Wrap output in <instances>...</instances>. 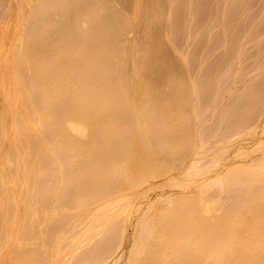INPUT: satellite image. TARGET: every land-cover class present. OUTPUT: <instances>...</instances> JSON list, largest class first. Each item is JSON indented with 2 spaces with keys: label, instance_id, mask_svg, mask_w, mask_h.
<instances>
[{
  "label": "bare ground",
  "instance_id": "bare-ground-1",
  "mask_svg": "<svg viewBox=\"0 0 264 264\" xmlns=\"http://www.w3.org/2000/svg\"><path fill=\"white\" fill-rule=\"evenodd\" d=\"M0 1L2 2L4 0H0ZM32 1L30 0L28 2L32 4V8L36 9L37 7H40L41 9L39 10V13H36L35 11H34L35 14L32 13L33 11L27 13L28 17L32 14L29 20H31L33 17V22L36 21L35 23L37 24V20H35L34 17L35 15L41 14V17L43 18L40 19L39 17V19L41 20L40 28H42V26L43 28L40 31L41 34L47 33V35L45 36L43 34L45 39H47L46 37H48V35L50 36V34L48 33L49 31H51L52 29H56L55 25L58 24L59 27L61 23L59 17L61 18L63 17L61 19L63 21L62 28L61 27L59 29L57 28L58 29L57 35L59 36V40L61 39V41H58V44L61 42L60 43L61 49H60V45L58 46L59 49L61 50L60 52L63 54V59L67 57L68 59L72 60L73 63L72 61L69 62L67 58H66L67 61L65 59L66 66L65 65L62 66L66 68L70 63L69 67H67L69 68L68 71L67 70L64 71V69L59 70L57 65L58 60L56 61V59H54L53 62L54 63L53 66H55L56 64V68H52L50 65L49 67L46 68V67H42L41 65L42 68L32 70L27 66L28 67L27 70H23L22 69L23 66L21 67L22 65L21 62L23 64L25 62L26 64V59L24 61L25 56L23 55V59H22L23 61H19L20 55L19 58L17 57L15 59V61L17 59L18 61L15 62L16 65L14 68H12L14 74L11 71V73L15 76V77L12 76V78L13 77L15 78L14 84H19L18 88H20V92L21 91L22 93L27 92V94H22V95L24 96L27 95L26 97L29 98L28 101L21 99V101H24V103L20 102L18 99L17 100L23 106L27 102L25 106L26 109H32L34 112V114L28 118L23 117V122L21 121L20 115H22V113H20V111H19L20 114L18 115L19 119L18 117L16 118L17 119L16 123L20 124L21 122L20 126L22 127L20 132L22 133L21 134L22 136L24 135L25 140L27 142H29V136H31L30 134H35L32 135L35 136L34 139L32 140V137L30 139V141L31 140L33 141L31 142V144H33L32 146L33 149L31 148V146L29 147L30 143L28 144L26 143L27 145H25L24 142L23 144L25 145V147L23 145L22 149H23V153L25 151L26 154H29V152L33 150L34 152L32 151L31 153L35 154L36 161L35 162L32 161L33 159L31 158L32 155L31 156L26 155L28 156L27 158L29 160L31 158L30 160L31 163H29V161H27L26 163L24 161L26 160L25 158L26 156L23 157L22 155V157L24 158L23 159L22 157H20L21 155L20 153H18L20 154L19 156L17 154V157L21 158V160L25 162L26 169L23 171L25 183L23 184H25V187H28L29 185H27V182H30L31 180L30 181L28 180L32 179V182L35 185H33L32 187L31 186L32 182H31L30 187L32 189L35 187L36 189V190L31 189L32 190L31 193L29 187L26 189L24 188L23 189L24 193L25 190L27 192L26 194H23V196L27 195V193L33 195L34 191L38 192L40 189L39 187H43V189H40L43 193L40 191L38 192L39 196H37V193L35 192L36 195L30 197L33 201H35V197L37 199L39 197V203H40L39 205L42 204V209H40L41 206L38 207L37 203H35L36 208L34 207V205H32V209H33L32 214L34 215V213L36 212V213H40L41 215V213H43L42 217H39L38 215L35 216V217H39V219L42 218L41 220H43L44 214L47 213L48 215L50 213L53 215L54 212H56L57 215L58 212L56 211L57 207L61 206V204L60 205H58V203L56 204V200L58 202V198L61 199L62 197L64 198L67 196L65 202L63 201V203H66L67 199L70 198V200L74 202V204L72 203L73 206L75 208L77 206L76 211L73 209V212L76 214H73V212L71 213L72 210L68 213V215L71 214V217L72 215L73 217H78L77 215L81 213V211H78V208L81 209L83 207H87V208H83L82 211L83 214L84 210L87 209L86 214L84 213L85 219H83L84 214L83 216H81L82 214L79 215V217H81V223L84 222L86 225V228L85 227L83 228L84 226L83 223L82 227L78 229L81 231L83 230L82 236L80 235L81 237H78V233L79 232L81 233V231H78L77 229L75 230H77L78 232L74 231L75 233H73V234H77L76 237H78V240L79 238H81L82 240V241L80 240L81 244L82 242L87 241L88 239L89 240L93 239L92 236H88L91 230H94L95 231L94 234L97 235L96 230H98L99 228L97 222L102 217L108 218L109 222L107 223H109V225L111 224L114 226L115 223L113 222L112 224V221L115 220L112 218L113 217L117 218V216H121V218L119 217L118 222L115 224L116 231L113 229V232H117L114 242L111 241L113 240L111 239L113 238L112 235L107 234V232L109 233V231L106 230L108 229V227L107 228L105 227V224H107L105 220V224H103V227H105L106 229L105 228L104 229L101 228V229L102 231L106 230L105 235L106 236L109 235L111 238L109 240V236L103 237L104 234H101L102 237L97 236L98 238L97 239L95 238L96 240L95 244H98L100 239L101 240L103 239L105 243L103 242L104 244L101 243L102 245L98 244L95 247L91 246L93 245L92 243L90 244L89 247L90 249L88 253L89 260H86L88 259V257L85 256L86 254L84 253L85 255H83L82 253L83 251L79 250L80 247H77V249L74 250H72L73 248L72 249L70 248L72 251L68 255L69 258L66 259V255H64V253L67 254V252H63V251L66 248L65 247L66 243L69 244V242L71 241L69 239L70 238L69 236L71 235L70 230H64L65 232L63 231L64 233L67 232L68 234L70 233V235L68 234L63 235L61 231H58L59 229H57V231L60 232L59 234L61 236L60 237L59 235L53 234L56 231V228L59 226V224L58 226L56 225L57 227H55V229L53 228V231H51L52 228L50 229V231H46L50 228V224L48 226V229H46L45 225H43L44 223L43 222L41 227L43 228L44 226L43 229L44 230L46 229L45 230L46 232H50L46 235V232L41 230L42 232L45 233V234L43 233L44 235L51 236L53 234L54 237L51 236L52 238L56 239L57 237H55V235L58 236V238L59 237L61 238L58 240V243L55 244L53 248L54 251H52L53 249L51 250L52 253L54 252L53 257H50L52 259V260L50 259L52 263L55 260H57L58 262L59 260L58 257L63 253V257L64 256L65 257L63 259L60 257L61 261L59 260L57 264H71L72 260L70 259H72V257L74 258L75 256H77V259L75 258L74 259L78 260L80 254L82 255L80 256V263L74 260L75 264H166V262H168V264L169 263L170 264H264V162L261 161L257 163L255 166L252 164V156L255 154V151L261 149V153L264 152V137H263L264 126L263 125L260 126V124L256 123L255 122L256 120H254L256 118L254 116L256 114V112H254L255 108H258L259 111V108L262 109L263 107L262 105L264 103V87L261 88V90L263 89L262 91L260 90L261 96L259 98L255 97L257 92L256 93L248 92V97H247L248 104L245 105V108L243 110L238 109L241 111V115H239L236 119H234L231 123H229L224 127V131L222 136H220L221 137L220 139L218 138L217 140L212 142L206 139L208 141L207 142L203 139L204 138L203 136H205V134L198 133L195 129H193L192 127L193 122L191 121V118L193 117H195L196 120V116L198 114V111L195 110L197 114L191 116L192 112L196 113L194 111L193 103L195 101L194 103L196 106L195 108H197L196 96L199 91H202V86L205 85V83H203L205 78L201 83H198L196 80L189 79L190 77L188 78L187 68L183 69L181 65L180 67L182 69H180L179 67V69L175 71L176 72L175 74H170L172 71L170 72L166 70V68H162V66L165 65V63L168 66L169 62L165 61L167 58L161 61L163 58L160 59L158 57V51L160 52L161 50L159 49L160 47L159 41H161V39L159 38L160 36L158 37L160 32L158 33V31H156V24L159 25L157 23L156 17L158 11H162V13H164L162 10L163 8L161 6L163 5L161 3L163 0H122L123 7H119L115 4L114 6L113 3L110 2V0H88V1L86 0L87 2L85 0L84 1L82 0V2H79L80 0H32ZM72 1H75L74 3H77L78 6L81 5L80 7L83 6V9L85 8L83 12V15L85 17L83 15H80V17L82 16L80 21L76 17V12L74 14V18L72 17V19H70V16H72L70 12L74 13V9L73 11H71L72 6H74V3ZM119 1L120 0H118V2ZM241 1L243 2V0H240V2ZM6 2L7 1H5V7H6ZM9 2H7V6L11 4V3L9 4ZM21 2L24 4V0ZM83 2L86 3L85 7L84 5H82ZM198 2L199 1L197 0V3ZM200 2L202 3L201 0ZM26 3L24 5H26ZM249 3L250 2H248V4ZM12 4H14V2H12ZM243 4L245 3L243 2ZM248 4H246V8L245 5H243L245 9H248L247 7ZM120 6H121V1H120ZM23 7L25 8L27 7V5ZM196 8H198V10L199 9L202 10L201 7L200 8L195 7L194 9ZM234 8L235 6L230 8L231 12L229 13H231V15H233L232 12ZM14 10L15 9L13 8V11ZM17 10L15 12L16 16H17ZM22 10L24 9L22 8ZM25 10L23 11L24 15H26ZM28 10L26 11L28 12ZM81 10L82 9H80V12L77 10V12L81 14ZM127 10L129 12H127ZM224 10H225V14H227L228 9L227 12H226V8ZM7 12H10V10ZM19 12H21V10ZM5 13L3 14L4 17H5ZM127 13H130V15H128ZM20 14L22 15V13ZM24 15H22V17ZM68 15H69V21L71 22L72 20V25H69L70 27H68L67 25L69 23L68 20L67 22H65L66 24L64 25V21L68 19ZM66 16L67 18L64 20ZM18 18L20 17L17 16L16 19ZM44 18H46L45 19L46 21L44 20ZM3 19H4L3 17H0V23L3 22ZM27 20L25 21V23H23L24 21L21 20H19L20 23L18 22L19 24L23 23V25L24 24L26 25L27 23V28L24 25L25 30L22 33V37L23 35H25L24 32H26L27 29L28 28L30 29L31 28L30 26H32V25L28 26L29 22H27ZM228 20L230 21V18H228ZM33 22L31 20V23ZM75 22H77L78 24ZM3 23L1 24L3 25ZM74 25L76 26L74 27ZM77 25L80 27H82L83 25V27L86 28H87L86 25H89V28H87L88 30L85 28L84 29L80 28L82 32H84L85 30V34L83 33L82 35V37L84 36V38H86V40H84L83 43L84 45H82L81 43L83 42L82 41L83 38L81 37L82 33L80 29L78 30V33L80 34L79 37H81L82 39L79 41L80 38L78 37V35H76ZM3 27H1V30H3ZM22 28H20L21 30L19 29L20 30L19 32H22L23 30ZM38 28L39 27L37 25V28H35L34 29L35 31L32 33L34 36H35L34 33L40 34L39 31H36L39 30ZM69 28L70 29L74 28L75 31L72 30V34L74 31V34L72 36L78 38L76 42L78 41L79 43H81V45H79L78 43L79 47L76 46L77 44L74 45L75 40L73 39V37H71L72 42L70 41L72 44L69 42L70 39L67 37L70 34L68 35V33L66 32V30L69 31ZM61 29H63V32H65L64 35L67 34L66 38L64 39L62 38L63 35L62 32H60L62 31ZM158 30L160 31V29ZM88 31L89 33L87 35L86 33ZM139 31H140L139 34H141L142 32L140 37L137 35ZM59 32L60 34H62L61 37L59 35ZM19 34L21 33H18L17 35L19 36ZM26 34L28 35V32H26ZM43 36L40 35V37ZM54 36L55 38H57L56 35L53 34L51 39L52 38L54 39ZM32 38L33 37H31V39ZM40 39L41 41H43L42 42L43 45L45 41L42 40L43 38ZM53 39L50 40L51 44ZM13 40L15 43L16 39ZM35 40H37V37ZM21 41L23 42L24 40L22 39ZM66 42L69 48L67 45H63V43L66 44ZM37 43H38V47L42 46V45L39 46V41ZM69 43L75 46V49L76 47H78V49H76L77 52L74 50L73 51L76 52L77 54L79 51L80 54L79 56H81L82 54L83 56L82 60H84L83 63L81 62L82 60L80 61L77 58L79 62H81L82 64L78 63L77 65L78 60L76 61V58L74 60L73 58L75 56L73 57L72 53L70 56V53H68L70 49ZM13 44L12 46L14 47ZM24 44L26 48L25 41ZM47 44L48 42L44 46L47 47ZM86 44L88 46H86ZM5 45L6 43L3 45V37L1 36V32H0V50L5 49L6 47ZM62 45L63 47L65 46L67 50L65 49V47L63 50ZM3 46L4 48H2ZM12 46L8 47V49L10 48L12 50L13 49ZM80 46H83L81 47V50L79 49ZM85 46L86 48H84ZM260 46L263 47V45ZM17 47H15V49ZM73 48L74 47H72L71 49ZM82 48H84V50H82ZM22 50L23 49H20L21 52L19 51L21 55L22 53L24 54L25 52L24 51L25 49L23 51ZM40 50H42V47L39 48V52L38 49L37 52L36 51L35 52L37 53V55H39L38 57V60L40 61L39 63L42 64L45 58V57L43 58V55L47 56V54L45 55L43 52H41V54L43 53L42 55L39 54ZM4 51L5 50H3V54H4L3 57L7 55V51H5V53ZM55 51L56 49L54 50V53ZM63 51L66 52L63 53ZM83 51H85L86 54ZM168 52L169 51L167 50L166 51L167 56L169 55ZM83 53L84 55H86V57L83 55ZM15 54L17 55V53ZM33 55L35 56L36 54L31 53L32 59L34 58ZM37 55L35 56L36 64L37 66H40L37 63L38 62L36 58ZM64 55L66 56L65 58ZM160 55L162 56V53L159 54V56ZM11 56L13 57V55ZM59 56L62 57L61 54L58 55V57ZM51 58L53 59L56 57L50 56V60ZM217 58L221 60L222 57H217ZM4 59L5 58H3V60ZM28 59L29 57L27 58V61ZM0 60L2 61V59ZM35 60L33 61L34 63ZM5 62L6 61H4V63L2 62L3 65L0 63V67L3 66L2 71L3 69H5L4 71H6L7 69L6 75L8 74V72H9L8 75H10V71H9L10 67H8L9 69L4 68V65L5 67L8 66L7 63ZM58 62L61 64V61ZM27 63L30 62L28 61ZM46 63L44 64V66L49 64ZM218 63L216 64L217 67H218ZM62 66L60 65V67ZM80 67L81 69L83 67L82 71ZM72 68H74V72L72 71ZM196 75L198 76V74ZM4 76L3 74L2 76L0 75V88L2 89L5 82ZM2 78H3V85H2ZM9 79L10 77L8 78V80ZM262 79H264V77ZM16 80L22 82L26 81V82H24L23 84L21 82L19 83L16 82ZM209 81L211 82L210 84H212V80ZM209 81H205L207 82L208 87H210V84H208ZM6 82H7V78H6ZM9 82L12 83L13 80L12 82L11 80ZM8 84L7 87L9 89ZM200 84H204V85H200ZM198 85L201 87V89L198 87ZM5 86L6 85H4V87ZM11 86H10V90H11ZM17 86L15 87L16 89ZM26 87L29 89H27ZM5 90L6 89H4V91L0 90L1 105H2V100H1L2 97L4 98V95H6L5 101H8L9 99L7 96L9 95L10 97L11 95L10 90H9V94H8V90L6 91ZM16 95L19 97L17 93ZM13 101L14 103H16L15 99H13ZM5 104L3 105L4 107L1 108L0 117L4 116L7 113L6 111H8L9 107L10 109H12L10 106L12 102L9 104L7 103L8 107ZM3 109H6L5 111H3L4 113L6 112L5 114H2ZM12 110H14V108ZM12 112H15V110ZM12 112L10 111V114H12L10 118L13 120L12 116L14 117L15 113L13 114ZM261 112L263 113L264 109ZM1 119L3 123H1L0 125L4 124L3 127L1 126L2 130L3 132L4 130L6 131L4 133L3 132L0 133V134L3 133L0 136V138L2 137L1 138V142H2L4 140L3 139L4 136L7 135L8 124L6 125V123H4L5 120L7 121L5 117H1ZM5 125L7 127L6 129H5ZM11 126H13V121H12V125H10L9 127ZM259 128H260V132L258 131ZM12 129L14 130V126L10 128L11 135H12L11 133ZM248 129L249 130L251 129L252 131H254V133L258 132L259 134L258 137H260L261 135V138L263 139L259 138L255 142L254 139L255 137H254L253 141L255 142V144L252 145L254 142H252L251 144L249 141L252 147L247 148L249 147V145H247V147H244L247 141L245 142V144L244 142H242L243 143L242 146L239 143L243 139L239 138L240 141L238 142L236 141L238 144L235 143L236 146L238 145L237 151L239 154V158L238 160L234 159L235 161L232 160L233 162L230 160L231 162L230 165L227 162L226 163L227 168H225L224 162L227 160V156H226L227 151H230L232 149V147L229 144L231 143L232 140L236 139L237 136L239 137L240 135L241 137V134L244 135ZM13 134L14 135L16 134L15 130L13 131ZM247 134H250V131L247 132ZM9 137L10 135L8 130V135L5 137V139L7 138L9 139ZM12 139H14V136L13 137L11 136V138L9 139V143L12 141H15L17 143L15 139L14 140ZM19 140L20 139H18V141ZM21 141L24 140L21 139ZM207 144L209 145L206 146ZM2 145H4V141L2 142L1 147ZM13 145L15 147V148L13 147V149H16L17 144L14 143ZM20 146L21 145L18 142V148H21ZM5 147L6 146H4V148ZM7 147H8L7 150H9V152L5 151V153L9 154L11 148L10 146ZM2 154L4 155V152ZM3 155L0 154V158ZM229 156L231 157V155H228V157ZM13 157L14 155H12V157L9 158L11 163L13 162ZM3 158L4 157H2L0 160L2 161ZM14 161L16 160L14 159ZM18 164L19 163H17L16 164L17 166L15 167L13 166V164L12 165L10 164V166H12L13 168V169L11 168L10 171L11 173L9 172L10 167L7 166L8 168L7 171L9 172L7 176L4 175V173L6 174L5 172L6 166L3 163L2 166H0L1 169L4 168L5 166V171L3 174H1L6 179L5 184L7 183L6 177L9 178L10 176L9 181H11V179L15 176L18 177V173L23 169L22 166L19 169ZM181 164H183L184 167L182 171L180 170L182 168V166L180 167ZM40 165L46 167V171H48L47 168L49 169V171L51 170L50 172L51 174L49 172L44 171L45 168L44 170L43 167L40 168L39 167ZM174 165H176V167L179 166L178 171L180 170L182 174L181 176H183V178L181 177L182 179H180V175H174V176L172 175L173 177L169 175L171 173L170 171H172L171 168L175 170ZM35 166H38L41 170L44 171V173L46 172L47 173L46 177L44 176L42 178L43 175H41V173L43 172L38 173L36 171L35 173V169H36ZM228 166H230L231 169H234L235 177L239 175H241L242 177V174H244V176L246 175L249 176V179L247 178L248 180L247 179L243 180V182L245 180L246 181L244 184L241 183V185L243 184L242 186L239 184L240 179L238 180V182L236 180L234 184L235 188L232 185L233 187H231L230 189L231 190L233 188L234 189L232 191L233 193L231 194L233 196L232 201H231V197H229L230 203L227 199L226 200L228 201V203L225 202L224 199H222L224 195H222L221 197L219 196V194L212 193L213 187L219 186L220 187L219 189L223 191V188L228 187L227 184L231 183V180L227 182L229 177L227 178L226 176H225L226 182H224L221 179V174H219L220 171L218 172V170L222 167H223L222 169L225 168L227 170L228 168H230ZM15 168H17V175H15L16 173ZM39 168H37L36 170L41 171L39 170ZM178 171L177 173L179 174ZM13 173L14 176L10 175ZM48 174L49 176H47ZM231 174L232 173H230V175L228 174L230 178L232 176ZM1 175H0V180L3 179L1 178ZM159 175H160L159 178H161L162 175L164 181L168 184V186L171 181L172 183L170 185H172L173 187L176 186L180 188L179 191H177L175 194L171 192L166 195H160V192L163 191L160 189L158 196L156 193L158 191L157 190L155 191V195H157L158 197L156 196V199L148 200L146 201V203H144L143 200L140 199H142V197L145 196L146 193H148L149 191L148 189H150L149 188L150 185H154V184L156 185V183L159 184L158 183L159 181H162L161 183H163V179H160L158 182L156 181V183L151 184L154 182L153 180L154 177L156 178V176ZM165 176H170V177H165ZM194 177H199L200 181L198 179L197 184L194 186L193 189H191L189 188L188 183L193 181ZM235 177L233 178L232 176L233 179H235ZM159 178L157 177L156 179ZM1 183L2 181H0V186L2 185ZM59 183H61L60 184L61 186L58 185ZM69 183H71V185ZM166 183L159 184V187L160 185H162V187L163 186L166 187ZM195 183L196 181H194V184ZM52 184L54 187L52 186ZM65 184H69V186L67 185V187H65ZM72 184L74 186H72ZM3 185L0 187V189L3 188L4 192L6 193V189L5 187H3ZM36 185L38 186L39 189H37ZM13 187H10V189ZM157 187L158 185L155 186V188ZM173 190L175 191V189ZM225 190H227V188L224 189V192ZM231 190L229 191L231 192ZM4 192L3 195L0 196L2 197V199L0 198L2 204L3 201L5 202L7 201L5 200V198H3ZM12 192L13 191L11 190V193ZM13 194H15V191L14 193L11 194L12 197L15 196ZM220 194H222L221 191ZM47 196L49 199L46 198V200L47 203L49 201V204L51 205L50 207H47V205L43 206V204H45L44 198ZM49 196L51 197L54 196L51 199L52 204L50 203ZM152 196H154V194ZM4 197H6V195ZM63 198L62 200H64ZM22 199H26V198H22ZM27 199H28V195H27ZM15 200H17V198ZM70 200L66 203V206L70 202ZM60 202L62 203V201ZM33 203L34 202H31V204ZM72 204L68 205L69 208L72 207ZM23 205L25 204L23 203ZM19 207L20 208L17 209L16 211L14 210L16 214L18 210L20 211L21 205H19ZM28 207L25 206V208L23 209L22 206L21 213L23 214V211H25L26 208L28 209ZM61 207L62 209L66 208V207L64 208L63 206ZM8 208H6L7 211L6 209H4L5 211L2 213V217H4L3 214L4 215L7 214L6 212H8ZM43 211H45L46 213H44ZM27 212H26L27 214L26 216L27 218H29L31 215L30 207ZM59 213L61 215V212H58V214ZM48 215H45V218L47 217L48 219L49 217L52 216V215L49 216ZM190 215L191 218L192 217L193 218L188 220ZM59 216L57 215V217ZM184 216L186 217L188 216V218L184 219L183 218ZM131 217H133L132 220L133 234L131 233L132 234L131 243L130 246L128 245L129 248L126 250L125 248H127V246L124 247V243L126 239V229L128 227L127 220L130 219L129 221H131ZM102 219L101 221L104 220ZM76 221L79 222V219L78 220L76 219ZM40 222L41 221L39 220V223ZM34 223H30V224H33L32 226H35ZM39 223L36 224L38 225ZM72 223L74 225L77 224L74 223V221ZM72 223L70 225H73ZM26 224L23 225L24 231L25 230L30 231V229H28L30 228V226H27L28 224L27 225ZM45 224L47 223L45 222ZM51 227L54 226L51 225ZM72 228H76V227L71 226V231L73 230ZM34 230H36V227ZM37 231H38V226H37ZM102 231L100 233H103ZM26 232L29 237L30 232L28 231ZM26 232H23L22 236H24ZM20 233L19 235H17L19 237H16V239L19 238L20 240V235H21ZM34 234L31 233L30 236L31 235L33 236ZM10 236L14 237V234H11ZM36 236H38V234ZM28 237L26 235L24 237L25 240L22 239L23 242L26 241ZM39 237L40 236H38L37 238ZM73 237L72 239L75 240V238ZM33 240H34L33 238L31 240V238L29 237V241H27L26 244H28L29 242L31 243V241ZM42 240H45V238ZM67 240H69V242H66ZM97 240L99 241L97 242ZM128 240L129 239H127V241ZM38 241H37L38 246H36L35 243H32L31 245L28 244L27 249L29 250V246L33 248L34 245L36 246V247L34 246V248L38 249L40 247L39 244H41V242ZM62 241L65 242L64 244L65 246L63 245L65 248L62 246L63 244ZM12 242H14V244L16 243L15 245L17 246L20 241L11 240L10 244ZM46 243L45 245L43 244L44 246L41 244V246L46 247L48 244ZM12 244L11 245L4 244L7 247L10 246L9 247L10 249L5 247L6 251L9 252L10 250L13 251L14 247L11 246L14 245ZM20 244H21L20 246H22V243ZM4 245H2L3 246L2 248H4ZM24 245L25 242L23 243V246ZM70 245L71 242L69 246ZM72 245L75 246L76 244H72ZM83 246H85L84 243L82 244V247ZM41 248L38 249L39 254L36 253L35 250H31L30 248L32 254L34 252L36 253V254L34 253L35 255L33 254L34 256L38 255L36 256V260L38 259L41 261V263L39 264L43 263V260L41 258L43 257L45 259L44 255H46L44 254L45 252ZM19 249L17 248V252L20 253ZM47 249H49L48 246ZM47 249H46V253H47L46 259H49L48 252H50L51 256L52 253L49 250L47 251ZM39 250L42 251L43 253H40ZM76 251H78L80 254L77 253L78 255L76 254L75 256H73ZM26 252L28 251L26 250ZM26 252L23 251V254H21L22 257L26 255L24 254ZM0 253L3 255V250L2 252L0 251ZM14 253L15 252L13 251V254L10 255V259L13 257L14 258L13 260L15 261L17 260L16 261L17 264H20L18 262L20 261L19 259L22 257L19 256L20 258H18L17 256L18 258L17 259L16 256H13L15 255ZM40 254H41V258H40ZM4 255L7 254L5 253ZM28 255L30 254L27 253L26 256L28 258L26 257V260L25 258L24 261H22L23 258L21 259L22 263L28 261L25 262L24 264L26 263L30 264L29 262L31 261V258L33 259V255H31L32 257ZM83 256L85 259L84 261L81 260V257ZM5 257L9 258V256H5ZM36 260H32L34 263L33 262L31 263L38 264V262L36 263ZM50 260H48L49 262L47 261V263H50ZM5 261L7 263L9 262L10 264V260L8 261L7 259H5ZM44 261L46 262V260ZM0 264H3V262L0 261ZM53 264H56V261Z\"/></svg>",
  "mask_w": 264,
  "mask_h": 264
},
{
  "label": "rangeland",
  "instance_id": "rangeland-1",
  "mask_svg": "<svg viewBox=\"0 0 264 264\" xmlns=\"http://www.w3.org/2000/svg\"><path fill=\"white\" fill-rule=\"evenodd\" d=\"M5 1H7V2H9V6H7V2H6V7H5ZM21 1H23V0H14V1H12V0H4V1H0V17H3L4 19H6V20H4L3 19V22H1V23H3V25L1 24V26H0V32H1V36L3 37V45L6 43V47H5V49H2V50H0V57H2V58H0V59H2V61L0 60V63L2 64V62L4 63V61H6L5 63H7V67H5V65H4V68H8V67H10V69H9V71H10V75H8L9 74V72H8V74L6 75V73H7V69H6V71H4L5 69H3V71H4V73H5V76H4V73H3V71H2V68H3V66L2 67H0V71L2 72H0V75L2 76V74H3V76H4V85H6L5 87H4V85H3V78H2V85H3V89L2 88H0V90H2V91H4V89H6V90H8V94H9V90H10V86H11V90H10V93H11V95H10V97H9V95L7 96L8 97V101H5L6 100V95H4V98L2 97V105H1V102H0V114H1V108L2 107H4L3 105L5 104L6 106H7V103L9 104V103H11L12 102V104H10V106H11V108L13 109L14 108V110H15V112H12V111H14V110H12V109H10V107H9V109H8V111H6L5 113L7 114H5L3 111H5L6 109H3L2 110V114H5L4 116H1V117H5V119H7V121L5 120L4 121V123H6V125L8 124L9 126L10 125H12V121H13V126H14V130H15V135L13 134V129L11 130V133H12V135L10 134V128H12L13 126H11V127H9L8 125H7V127H8V129H7V135H8V130H9V135H10V137H9V139L11 138V136L13 137L14 136V139L17 141V143L15 142V141H12V142H10L9 143V139L7 140V139H5V137L7 136L6 134V136H4V145H2V147H1V144H2V142H1V138H0V142H1V144H0V154L1 155H3L2 153L4 152V155L2 156V157H4L3 158V160L0 162L1 164H0V166H2V163L6 166V171H5V166H4V168H2L1 169V167H0V175L1 174H3L4 173V171L6 172V174L4 173V175L5 176H7V174H9V172L11 171V168H12V166H10V164L12 165L13 164V166L15 167V166H17L16 164L17 163H19L18 165V168L20 169V167L22 166V170L18 173V177H13L12 179H11V181H9V178H10V176H9V178L8 177H6L7 178V183L5 184V181H6V179L4 178V176L3 175H1V178H3V179H1L0 181H2V185H3V183H4V185H3V187H5V189H6V193L4 192V190H3V188H1L0 190V196L1 195H3V192H4V196L6 195V197H4L3 196V198H5V200H7L8 201V203H7V201L5 202V201H3V204H4V206H3V204H2V201H1V207H0V251L2 252V250H3V255H2V257H1V255H0V261L1 262H3V264H6L7 262L5 261V259H7L8 261L10 260V264H11V262H12V264H17V260L15 261V260H13L14 258L12 257L11 259H10V255L11 254H13V251L15 252L14 254L15 255H13V256H16V258H17V256H18V258H20V257H22V255L21 254H23V251L24 252H26V250L28 251V252H26V253H24V254H26L27 255V253L28 254H30V255H28V256H31V255H33L32 254V251H30V248H31V250H35L36 251V253H38V249L39 248H41L42 246H41V244L43 245H45V243L47 244V246H48V248L49 249H47V246L46 247H42L41 249L45 252L44 254H46L47 255V253H46V249H47V251L49 250V251H51L53 248H54V246H55V244L56 243H58V240L59 239H61L60 237V232H58V231H61V233L64 235V234H68V232L67 233H64L65 231L64 230H70V233H71V235H70V233L68 234V235H70L68 238L71 240L70 242H71V245L72 244H76L75 246L74 245H70L69 246V244H70V242H69V240H67L66 242H69V244H67L66 243V246L64 245L65 244V242L64 241H62V246L66 249V251H65V249H64V251L63 252H67V254H65L64 253V255H66V259H68L69 257H68V255H69V253L72 251V250H74V249H77V247H80V251L82 250L83 252V255H85V256H87L88 257V259H86V260H89V247H90V244L92 243L93 245H91L92 247H95L96 245H98V244H100V245H102L101 243H103L104 242V240L102 241L101 239H100V241L99 240H97V242H98V244H95L96 242V240H95V238L97 239L98 237H102L101 236V234H104V236L103 237H108V236H106L105 235V233H106V230H108L109 231V233L107 232V234H111L112 235V237L113 238H111L110 236H109V240H110V238L111 239H113V240H111V241H113L114 242V240H115V236H116V234H117V232H113V229L116 231V228H115V224L118 222V219H119V217L121 218V216H117V218L116 217H113L112 219H114L115 221H112V224H113V222L115 223L114 224V226L113 225H109V223H107V222H109L108 221V218H105V217H102L101 219L103 220V221H101V219L97 222V224L99 225L98 227V230H96V234L97 235H95L94 234V230H91V232L89 233V235L88 236H92L93 237V239L92 240H87V241H84V242H82V244L84 243V245L86 246V248H85V246H83L82 247V244H81V242H80V240H81V238H79V240H78V237H81L82 236V232H83V230L81 231V230H78V229H80L81 227H82V225H83V219H85V214H86V212H87V209L86 210H84V212H83V214H84V216H83V214H82V211H83V208H87V207H83V208H81V209H79L78 208V211H81V213L80 214H82L81 216H83V219H82V222L83 223H81V217H79V215L80 214H78V212H77V216L78 217H73V215H72V217H71V214H69L68 215V213L71 211V213L73 212V209L76 211V208H77V206H76V208L73 206V204H74V202L72 201V200H70V198L69 199H67V201H66V203L70 200V202L69 203H73L72 204V207L71 208H69V206L68 205H71V204H67V206H66V203H63V201L65 202V200H66V198H67V196L66 197H62L64 200H62V198L60 199V198H58V202H57V200H56V204L58 203V205H60L61 204V206H63L64 208L66 207H68L69 208V210H68V208H67V210H66V208L65 209H62V207L61 206H58L57 207V210L56 211H58V212H61V215H60V213L58 214V212H57V215L59 216V217H57V215H56V212H54V214H55V216H54V214L52 215L51 213L49 214V215H52L51 217H49L48 219H47V217L45 218V215H48V213L47 214H44V216H43V220H41L42 218H40L39 219V217H42V214L43 213H41V215H40V213H34V211H33V213H34V215L32 214V205H34V207L36 206L35 205V203H37V205H38V207H40V209H42V204L41 205H39L40 203H39V197H38V199L35 197V201H33L30 197H32L33 195H36V193H37V196H39V194H38V192H40L41 190L40 189H43V187H39L38 188V186L36 185V187H37V189H39V191L38 192H36V191H34L33 192V195H31L30 193H27V195H28V199H27V195H24L23 196V194H26V190H25V193H24V188L26 189V188H30V192L32 193V190H36L35 189V187L32 189L31 187H30V183L32 182V179H29L28 181H30V182H27V185H29L28 187H25V184H23V183H25V181H24V175H23V171L26 169L25 168V162L27 163V161H29V163H31L30 162V160H31V158H33L32 159V161L33 162H35L36 161V159H35V154L34 153H31L33 150H31L30 152H29V154H26V152L24 151V153H25V155H24V153H23V145L25 144V145H27L28 143H30L29 144V147L31 146V148L33 149V144H31V142H33L32 140L34 139V137L35 136H32V135H35V134H30L31 136H29V142H27L26 140H25V137H24V135L22 136L21 134V127L22 126H20V124H21V122H20V124L19 123H16L17 121V117H18V115L20 114V113H22V115H20V117H21V121L23 122V117H30V116H32L33 114H34V112H33V110L32 109H26V104H27V102L25 103V105L23 106L22 104H20V102H23L24 103V101H21V99H23V100H27L28 101V97H26V96H24V95H22V94H27V92H25V93H22V91L20 92V88H18L19 87V84H14V82H15V76L13 75L14 74V71H13V69L12 68H14L15 67V65H16V61H18V59L15 61V59L18 57L19 58V55H20V59H19V61H23L22 59H23V55L25 56V58H24V61H25V59H26V64H25V62H24V64L21 62V67H22V69L23 70H27V68L29 67L30 69H32V70H34V69H38V68H42V67H49V65L52 67V68H56V64H55V66H53L54 65V59H56V61L58 60V61H61V64L57 61V65H58V69L59 70H62V69H64V71L65 70H69V68H67V67H69V65H70V63H69V65L66 67V68H64L62 65H65L66 66V61H67V57L64 55V58L66 59V61H65V59H63V54L60 52L61 50V42L58 44V41H61V39L59 40V36L57 35L58 34V29L61 27L62 28V26H63V21L61 20L62 18L61 17H59V20L61 21V23H60V21H59V23H60V25H59V27H58V24L57 25H55V27H56V29H52L51 31H49L48 33L50 34V36L48 35V37H46L47 39H45L44 38V36L45 35H47V33H43L44 34V36H43V34H41V29L43 28V26H42V28H40V26H41V20L40 19H42L43 17H41V14H39V15H35V17H37V18H35L34 17V19L35 20H37V24L35 23L36 21H34L33 22V17H32V22L33 23H31V20H29V18H31V15L28 17V14L27 13H30V11H33L32 13H34V11L36 12V13H39V10L41 9L40 7H37L36 9H34V8H32V4H30V3H28L29 1H27V0H24V4L26 3V1H27V3H26V5H27V7H23V6H26V5H24ZM32 1V0H31ZM84 1V0H83ZM86 1V0H85ZM88 1V0H87ZM86 1V2H87ZM120 1H121V6H120ZM119 2H118V0H110V2H112L113 3V5L115 4V5H117V6H119V7H123V2H122V0H120ZM199 2L197 3V0H163L161 3L163 4V5H161L162 6V10H163V12L164 13H162V11H158V14H157V17H156V19H157V23L159 24V25H157L156 24V31H158V33H159V35H158V37L161 39V41H159V43H160V47H159V49H161L160 50V52L158 51V57L161 59V58H163L161 61H163V60H165L166 58V60L165 61H168L169 62V64H168V66L166 65V63H165V65H163L162 66V68H166V70H168V71H172L170 74H175L176 72V70H178L179 69V67H180V65H181V67L183 68V69H186L187 68V75H188V78L189 79H192V80H196L198 83H201L203 80H204V78H205V80L203 81V83H205V85L204 84H200V85H204V86H202V91H199L198 92V94H197V96H196V105H197V108H195L196 106H195V101H194V103H193V105H194V111L196 110V111H198V114H197V112L196 113H193L192 112V114H191V116H193L194 114H197V116H196V120H195V117H193V118H191V121L193 122V124H192V127H193V129H195L198 133H202V134H205V136H203L204 138V140L205 141H207L206 139H208V141H215V140H217L218 138L220 139L221 137L220 136H222V134H223V131H224V127L226 126V125H228L229 123H231L234 119H236L239 115H241V111L240 110H238V109H244L245 108V105L246 104H248L247 103V97H248V92H253V93H256V95H255V97L256 98H259L260 96H261V92H260V90H261V88L262 87H264V79H262L263 77H264V0H243V2L245 3V4H243V2L241 1L240 2V0H201L202 1V3L200 2V0H198ZM12 2H14V4H12ZM16 2H17V4H16ZM21 2V3H20ZM33 2V1H32ZM73 3L75 2V1H72ZM79 2H82V0H80ZM247 2V3H246ZM248 2H250L249 4H248ZM119 3V4H118ZM241 3H242V5H241ZM253 3H254V5H253ZM22 4H23V6H22ZM75 4H76V7H75ZM82 4V3H81ZM85 4L86 3H84L83 2V4L82 5H84V7H85ZM199 4V5H198ZM246 4H248L247 5V7H248V9H245L246 8ZM11 5H13V6H15V7H13V6H11ZM17 5V6H16ZM29 5H30V7H29ZM79 5H80V3H79ZM114 5V6H115ZM232 5H234L235 6V8H234V10H233V12H232V14L233 15H231V13H229V12H231V9L230 8H232V7H234V6H232ZM241 5V6H240ZM243 5H245V8H244V6ZM22 6V7H21ZM81 6V5H80ZM80 6H78L77 5V3H74V6H72V10L71 11H73V9H74V13L73 12H70L71 13V15L72 16H70V19H72V17L74 18V14H75V12H76V17H77V19L80 21V19H81V17H80V15H83V12H84V9H83V6L82 7H80ZM116 6V7H117ZM7 7H8V9H7ZM195 7H201V9L202 10H198V8H196V9H194ZM13 8L15 9L14 11H13ZM22 8L25 10L26 8V10H28V12L25 10V14L26 15H24L23 13V11L24 10H22ZM76 8V9H75ZM226 8V12H227V9H228V12H227V14H225V9ZM242 8V9H241ZM18 9V10H17ZM80 9H82L81 10V14H79L78 12H77V10L80 12ZM10 10V12H7V11H9ZM13 12H12V11ZM16 10H17V16L18 17H20V18H18L19 20H21V21H24L23 23H25V21L27 20V17H28V20H27V22H29L28 23V26L29 25H32V26H30L31 28V31H30V29L28 30L27 29V31L26 32H28V35L26 34V32H24V34L25 35H27V36H25V35H23V37H22V33H23V31L25 30V26H26V28H27V23H26V25L24 26L23 25V23L22 24H19L20 22H19V20L18 19H16L17 18V16H16V14H15V12H16ZM21 10V12H19ZM223 10H224V13H223ZM243 10H244V12H243ZM247 10V11H246ZM4 11V12H3ZM42 11V10H41ZM40 11V12H41ZM196 11V12H195ZM197 11H198V13H197ZM200 11V12H199ZM236 11H237V14H236ZM243 13H242V12ZM6 12V13H5ZM13 14H12V13ZM19 12V13H18ZM126 12V11H125ZM127 12H129L128 10H127ZM5 13V17L3 16V14ZM20 13H22V15H24L23 17H24V19H23V17H22V15L20 14ZM73 13V14H72ZM229 13V14H228ZM8 14V15H7ZM19 14V15H18ZM35 14V13H34ZM128 15H130V13H127ZM223 14V15H222ZM70 15V14H69ZM69 15H68V19H66L67 18V16L64 18V25L66 24L65 22H67V20H68V27H70L69 25H72V20H71V22L69 21ZM12 16V17H11ZM13 16H14V18H13ZM84 16V15H83ZM224 16V17H223ZM39 17H40V19H39ZM85 17V16H84ZM7 18H8V20H7ZM12 18V19H11ZM46 18H48V17H46ZM46 18H44V20L46 19ZM228 18H230V21L228 20ZM11 19V20H10ZM14 19V20H13ZM76 19V20H77ZM160 19V20H159ZM75 20V19H74ZM46 21V20H45ZM44 21V22H45ZM9 22H10V24H9ZM19 22V23H18ZM44 22H43V24H44ZM78 22V21H77ZM77 22H75V23H77ZM88 23V22H87ZM86 23V24H87ZM12 24V25H11ZM17 24H19L20 25V27H19V25H17ZM78 24V23H77ZM23 25V26H22ZM37 25H38V29L39 30H36V31H39V33L40 34H36V33H34L35 34V36L32 34L35 30V28H37ZM66 25V26H67ZM4 26V27H3ZM24 27V28H22V27ZM76 25H74V27H75ZM87 26V28H89V25H86ZM1 27H3V30H1ZM35 27V28H34ZM54 27V28H55ZM65 27V26H64ZM14 28V29H13ZM20 28H22L23 30H22V32H19L21 29ZM58 28V29H57ZM80 28H85V29H87L86 27H83V25H82V27H80V26H78L77 25V29H76V35H78V37H79V33H78V30L80 29ZM17 29V30H16ZM20 29V30H19ZM64 29V28H63ZM63 29H61L62 31H60V32H62V34L64 35L65 34V32H63ZM158 29H160V31L158 30ZM72 30H74V28L73 29H70L69 28V31H67L66 30V32L68 33V35L70 36H68L67 38H69L70 40H69V42L72 40V38L71 37H73V39L75 40V42H76V40H78V38H76L75 36H72L73 34H74V31H73V34H72ZM81 30V29H80ZM88 30V29H87ZM56 31V32H55ZM60 32H59V35H60V37H61V35L62 34H60ZM8 33V34H7ZM18 33H21V34H19V36L17 35ZM52 33V34H51ZM81 37H82V35H83V33L85 34V30H84V32H82V30H81ZM88 33H89V31L86 33L87 35H88ZM140 33V31L137 33V35L140 37V35L142 34V32H141V34H139ZM156 33V32H155ZM53 34L54 35H56V37L57 38H55V36H54V39H53V41H52V44H51V41L50 40H52L51 39V37L53 36ZM40 35L41 36H43V37H40ZM62 35V38L64 39V38H66V35H64L63 36ZM86 35V36H87ZM16 36V37H15ZM31 37H33L32 39H31ZM36 37H37V40L39 41V46H41L42 45V42L43 41H41V39L40 38H43L42 40H44L45 41V43H43V45L41 46L42 47V50H40V53L39 54H41V52H43L45 55L47 54V56H44L43 55V58H44V61L42 62V64H40L39 62V60H38V57H39V55H37V49H38V52H39V48H41V47H38V41L37 40H35L36 39ZM81 37H79L80 39H79V41L82 39V41L83 42H81L82 43V45H84L83 43H84V40H86V38H84V36L81 38ZM24 38H26V39H24ZM13 39H16L15 41L17 42V40H18V42H17V44H16V42L14 43V40H13V42H12V40ZM20 39V40H19ZM24 40L25 41V43H26V48H25V44H24V41L22 42L21 40ZM31 41H30V40ZM49 39V40H48ZM62 39V40H63ZM34 40V41H33ZM68 40V39H67ZM29 41V42H28ZM48 42V44H47V47H45L44 45ZM64 41V40H63ZM62 41V42H63ZM65 41H66V39H65ZM72 42V41H71ZM70 42V43H71ZM74 42V45H76V46H78V41L75 43ZM87 42V41H86ZM14 43V44H13ZM19 43H20V46H19ZM32 43H34V44H32ZM65 43V42H64ZM63 43V45H67V42H66V44H64ZM69 43V45H70V49H69V51H68V53H70V56H71V53L73 54V59L75 60V58H76V61L79 59L80 61L83 59V56H82V54H81V56H79L80 54H79V51H78V54L76 53L77 52V50L76 49H78V47H76V49H75V46H73V45H71ZM81 43H79V45H81ZM88 43V42H87ZM12 44L14 45V47L12 46ZM17 45H18V47H17ZM36 45V46H35ZM56 45V46H55ZM58 45H60V49H59V46ZM63 45H62V48H63V50H64V47H63ZM258 45V46H257ZM260 45H263V47L262 46H260ZM10 46H12V50L10 49H8V47H10ZM24 48H23V47ZM35 46V47H34ZM44 46V47H43ZM57 47V48H55V47ZM68 46V45H67ZM86 46H88L87 44H86ZM86 46L84 47V48H86ZM163 46V47H162ZM15 47H17L16 49H17V52H16V49H15ZM54 47V48H53ZM72 47H74L73 49H71ZM81 47H83V46H80V50H81ZM162 47V48H161ZM258 47V48H257ZM2 48H4V46L2 47ZM35 48V49H34ZM37 48V49H36ZM45 48H47V49H45ZM68 48H69V46H68ZM84 48H82V50H84ZM259 49V50H257V49ZM20 49H25L24 51V54L22 53V55H21V51H20ZM52 49V50H51ZM56 49V51H55V53H54V50ZM59 49V50H58ZM65 49L67 50V48L65 47ZM164 49H166V50H164ZM3 50H5V51H7V55H5L4 57H3ZM22 50V51H23ZM45 50H47V51H45ZM76 51V52H74V51ZM169 51L168 52V56L166 55L167 53H166V51ZM5 51H4V53H5ZM11 51V52H10ZM20 51V52H19ZM32 51V52H31ZM36 51V52H35ZM86 51H87V49H86ZM59 52V53H58ZM64 52H66V51H63V53ZM80 52H82V51H80ZM85 54H86V52L85 51H83ZM163 52H164V54H165V56H167V57H165L164 56V54H163ZM2 53V54H1ZM15 53H17V55L15 54ZM31 53H34V54H36L37 55V60H38V64L40 65V66H37V64H36V60H35V56H34V58L32 59V56H31ZM42 53V54H43ZM67 53V54H68ZM84 53H83V55H84ZM162 53V56L160 57L159 56V54H161ZM15 54V55H14ZM41 54V55H42ZM53 54V55H52ZM56 54H57V56H56ZM61 54V56L62 57H58V55H60ZM66 54V53H65ZM182 54V55H181ZM11 55H13V57L11 56ZM78 55V56H77ZM177 55H178V57H177ZM180 55H181V57H180ZM222 55V56H221ZM29 57V59H31V60H29L28 59V61L30 62V63H27L28 61H27V58ZM50 56H52V57H56V58H51V60H50ZM70 56H68V57H70ZM85 57H86V55H84ZM169 57H170V59H169ZM217 57H222L221 58V60H219V58H217ZM3 58H5L4 60H3ZM78 58V59H77ZM180 58H182L183 59V62H184V65H183V62H182V59H180ZM217 58V59H216ZM169 59V60H168ZM35 60V63L33 62ZM50 60V61H49ZM69 60V62H71L72 60H70V59H68ZM79 60L77 61V65H78V63L80 64L81 62L83 63L84 62V60H82L81 62H79ZM86 60V59H85ZM181 60V61H180ZM216 60V61H215ZM218 60V61H217ZM224 60V61H223ZM47 61H49V62H47ZM55 61V62H56ZM65 61V62H64ZM49 63L48 65H45L44 66V64L45 63ZM62 62H63V64H62ZM214 62H216V63H214ZM219 62V63H218ZM223 62H224V64H223ZM19 63V62H18ZM46 63V64H47ZM51 63V64H50ZM59 63V64H58ZM72 63H73V61H72ZM81 63V64H82ZM213 63V64H212ZM218 63V67L216 66V64ZM35 64H36V66H35ZM163 64V63H162ZM214 64H215V66H214ZM223 64V65H222ZM3 65V64H2ZM10 65V66H9ZM32 65H34V66H32ZM41 65H42V67H41ZM60 65L62 66V67H60ZM74 65H76V64H74ZM173 65V66H172ZM28 66V67H27ZM81 66V65H80ZM220 66V67H219ZM50 67V68H51ZM74 67V66H73ZM83 67H84V65H83ZM83 67H82V69H81V67H80V69H81V71L83 70ZM173 67H174V69H173ZM180 67V69H182ZM222 67V68H221ZM76 68V67H75ZM173 69V70H172ZM77 70V69H76ZM206 70V71H205ZM11 71H12V73H11ZM72 71L74 72V68H72ZM80 71V70H79ZM174 71V72H173ZM70 72H71V70H70ZM186 73V72H185ZM196 74H198V76L196 75ZM16 75V74H15ZM12 76H14L13 78H12ZM10 77V79L8 80V78ZM6 78H7V82H6ZM25 78V77H24ZM207 79V80H206ZM262 79V80H261ZM11 80V82H12V80H13V82L12 83H10L9 81ZM25 80V79H24ZM209 80H212V84H210L211 82L209 81ZM205 81H209V83L208 84H210V87H208V85H207V82H205ZM8 82H9V84H8ZM16 82H21V83H23L24 84V82H26V81H24V82H22V81H17L16 80ZM7 84L9 85V89H8V87H7ZM14 85V86H13ZM18 85V86H17ZM207 85V86H206ZM212 85V86H211ZM17 86V89L15 88ZM23 86V85H22ZM198 87L201 89V87L198 85ZM27 88V87H26ZM162 88V87H161ZM27 89H29V88H27ZM199 89V90H200ZM5 90V91H6ZM19 90V91H18ZM263 90V89H262ZM261 90V91H262ZM12 91H13V93H12ZM17 91V92H16ZM15 92V93H14ZM202 92V93H201ZM3 93V92H2ZM16 93L19 95V97L16 95ZM6 94V93H5ZM13 99H15V102L16 103H14V101H13ZM20 101H18V100ZM3 100H4V102H3ZM10 100H11V102H10ZM22 105V106H21ZM21 106V107H20ZM263 107H264V103H263V105H262ZM8 107V106H7ZM262 107V109L261 108H259V111H258V108H255V110H254V112H256V114L254 115L255 117H253V118H255L254 120H256L255 122L256 123H259L260 124V126H264V112L262 113L261 111H263V108ZM24 108V109H23ZM21 109H22V111H21ZM26 110H27V113H26ZM10 111L14 114V117L12 116V118H13V120L10 118V116L12 115V114H10ZM19 111H20V113H19ZM258 112V113H257ZM261 112V113H260ZM26 114V115H25ZM257 114H259V115H257ZM262 114V115H261ZM1 117H0V119H1ZM8 117V118H7ZM10 119H11V121H10ZM18 119H19V117H18ZM253 120V119H252ZM259 121V122H258ZM260 121H261V123H260ZM1 123H3L2 122V119L0 120V124ZM10 123V124H9ZM18 124V125H17ZM6 125H5V129L7 128L6 127ZM3 127L4 126V124L3 125H0V127ZM35 126V125H34ZM195 126V127H194ZM2 127H1V130H2ZM19 127H20V129H19ZM0 130V133L1 132H3V130L1 131ZM249 130V129H248ZM246 131L245 132V134L243 135V134H241V137H240V135H239V137L237 136V138L236 139H234V140H232L231 141V143L229 144L231 147H232V149L230 150L231 151V153H230V151H227V154L228 155H231V157L229 158L228 157V155L226 154V156H227V160H228V158H229V160L227 161H225L224 163V166H225V168H227V166H226V163L228 162V164L230 165V160L232 161V160H238V158H239V154H238V151H237V146H236V144L235 143H237L238 141H240V139L239 138H241V139H243V140H241L240 141V143L239 144H243L242 142H244V144H245V142H246V144L244 145V147H247V145H249V147H247V148H250V147H252V145H254L255 144V142L259 139V138H261V135H260V137H258V132L256 133H254V131H252L251 129L249 130L250 131V134H247V132H249V131ZM259 132H260V128H259V130H258ZM4 132H6L5 130H4ZM3 132V133H4ZM253 132V133H252ZM2 133V134H3ZM244 133V132H243ZM2 134H0V136L2 135ZM247 134V135H246ZM255 134V135H254ZM257 134V135H256ZM246 135V136H245ZM250 135V136H249ZM263 135V134H262ZM22 136V137H21ZM31 137H32V140L30 141V139H31ZM247 138V140H246V138ZM255 137V138H254ZM263 137H264V135H263ZM250 138H252V139H250ZM253 138L255 139V142L253 141ZM14 139H12V140H14ZM18 139H20L19 141H18ZM21 139L22 140H24V141H21ZM245 139V140H244ZM250 139V140H249ZM261 139H263V138H261ZM26 141V142H25ZM207 141V142H208ZM237 141V142H236ZM249 141H250V143L252 144V142H254L252 145L249 143ZM18 142H19V144L21 145L20 147L21 148H18ZM23 142H24V144H23ZM233 142H234V144H233ZM17 144L16 145V149H13V147H14V145L13 144ZM27 143V144H26ZM6 144V145H5ZM209 144H211V143H209ZM209 144H207L206 146H208ZM238 144V143H237ZM25 145H24V147H25ZM236 146V147H234V146ZM4 146H6L5 148H4ZM7 146H10V148H11V150H10V153L8 154V153H5V151H7V152H9V150H7L8 149V147ZM243 146V145H242ZM230 147V148H231ZM15 148V147H14ZM2 149H5V150H2ZM25 149V148H24ZM233 151V152H232ZM34 152V151H33ZM18 153H20V154H18ZM5 154H6V156H5ZM8 154V155H7ZM17 154H18V156L20 155V157H22V155H23V157H25L26 155H28V156H31L32 155V157L30 158V160L27 158L28 156H26L25 158H26V160H24L25 162H23L22 160H21V158H19V157H17ZM34 154V155H33ZM12 155H14V157H13V162L11 163V161H10V157H12ZM1 157V158H2ZM22 157V158H23ZM236 157V158H235ZM0 158V159H1ZM6 158H8L9 159V161H8V159H6ZM233 158V159H232ZM14 159L16 160V161H14ZM24 159V158H23ZM12 160V159H11ZM234 160V161H235ZM5 161H6V163H5ZM264 162V152L263 153H261V149L260 150H257V151H255V154L252 156V164L255 166L257 163H259V162ZM16 162V163H15ZM233 162V161H232ZM8 163V164H7ZM178 164H179V162H178ZM227 164V165H228ZM176 165H177V162H176ZM176 165H174V169L175 170H173V168H171V170L173 171V174H172V171H170L171 173L169 174V175H171V177H173L174 175H180V179H182L183 178V176H181L182 174H181V172H180V170L182 171V169L184 168L183 167V164H181L180 165V167L182 166V168L178 171V169H179V166L178 167H176ZM7 166L8 167H10L9 168V172L7 171ZM223 166V167H224ZM36 167V169L37 168H41V167H43V170H44V168H45V170L44 171H46V167H44V166H42V165H40L39 167L38 166H35ZM222 167V168H223ZM228 167H230V166H228ZM39 168V170H41ZM222 168H220L221 170H222V173H221V170L219 169L218 170V172L220 171V173L219 174H221V179L224 181V182H226V177L228 178L229 177V179H228V181L227 182H229V180H231V183H229V184H227L228 185V187H226L227 188V190H225V192H224V189H226L225 187L223 188V191L221 190V189H219L220 187L219 186H217V187H213V191H212V193H214V194H219V196H221L222 197V195H224L223 197H222V199H224L225 200V202H227L228 203V201H229V203H230V199H229V197H231V201H232V191H233V189L235 188V182H236V180H237V182H238V180H239V184L241 185V183H245V181L243 182V180L244 179H249V176L248 175H246V176H244V174H242V177H241V175H239V176H237V177H235L234 175H235V171H234V169H231V167L230 168H228L227 170L224 168V169H222ZM13 169V168H12ZM16 169V173H15V175H17V168H15ZM35 169V173H36V171L38 172V173H41V172H43V173H41V175H43L42 176V178L45 176L46 177V172H51V170L49 171V169L47 168V170L48 171H46L45 173H44V171L43 170H41V171H38V170H36ZM176 169H177V171L179 172V174L177 173V171H176ZM224 170V171H223ZM231 171V172H230ZM176 172V173H175ZM228 172H230V173H232L231 175L233 176V178L235 177V179H233L232 178V176H231V178H230V173H228ZM11 173V172H10ZM224 173V174H223ZM229 175H228V174ZM20 174V175H19ZM51 174V173H50ZM223 174V175H222ZM227 174V175H226ZM10 175H13L14 176V173L13 174H10ZM22 175V176H21ZM41 175H40V177H41ZM167 175V174H166ZM173 175V176H172ZM47 176H49V174L47 175ZM226 176V177H225ZM159 178L160 177V175L159 176H156V178ZM165 177H170V176H165ZM182 177V178H181ZM244 177V178H243ZM155 177H154V182L153 183H151V184H154V183H156V181L158 182L160 179H163V177H162V175H161V178H159V179H156ZM179 178V177H178ZM238 178V179H237ZM23 179V180H22ZM199 179V181H200V178L199 177H194V180L193 181H191V182H189L188 183V186H189V188H191V189H193L194 188V186L197 184V180ZM241 179H242V181H241ZM247 179V180H248ZM152 180V181H153ZM23 181V182H22ZM194 181H196V183L194 184ZM233 181V182H232ZM162 181H159L158 183L159 184H164V183H166L165 181H164V179H163V183H161ZM53 183V182H52ZM169 183V182H168ZM172 182L170 181V183H169V186H168V184L166 183V187L165 186H163L162 187V185H160V187H159V184H157L156 183V185H158V187L157 188H155V186L154 185H150V189H148L149 191H148V193H146L145 194V196H143L142 197V199H140V200H143V202L144 203H146V201H148V200H153V199H156V196L159 194V190L161 189V190H163V191H161L160 192V195H166V194H169V193H171V192H173V194H175L177 191H179V189L180 188H178V187H176V186H172V185H170ZM192 183V184H191ZM233 183V184H232ZM54 184H56V183H54ZM61 183H59L58 185H60ZM70 185H71V183H69ZM69 184H65V187H67V185L69 186ZM191 186H190V185ZM242 184V185H243ZM1 185V186H2ZM5 185H7V186H5ZM33 185H35V184H33V182L31 183V186L33 187ZM234 186V188L231 190L230 188L231 187H233ZM238 185V184H237ZM239 185V186H240ZM241 185V186H242ZM0 186V187H1ZM15 188H14V187ZM40 186V185H39ZM52 186H53V184H52ZM61 186V185H60ZM72 186H74L73 184H72ZM10 187H13V188H11L10 189ZM54 187V186H53ZM169 187V188H168ZM171 187V188H170ZM52 188V187H51ZM177 188H178V190H177ZM32 189V190H31ZM156 189V190H155ZM172 191H171V190ZM173 189H175V191L173 190ZM11 190L13 191L12 193H14V191H15V194H13V195H15V196H11ZM158 190V191H157ZM166 190V191H165ZM218 190H220L221 191V193L222 194H220V191H218ZM229 190H231V192L229 191ZM22 191V192H21ZM44 191V190H43ZM155 191H157L156 193H157V195H155ZM169 191V192H168ZM28 192H29V189H28ZM36 192V193H35ZM42 192V191H41ZM218 192V193H217ZM230 192V193H229ZM43 193V192H42ZM41 193V194H42ZM162 193V194H161ZM224 193V194H223ZM17 194V195H16ZM41 194H40V196H41ZM154 194V196H152ZM26 196V197H25ZM148 196V197H147ZM150 196V197H149ZM151 196H152V198H151ZM159 196V195H158ZM157 196V197H158ZM217 196V195H216ZM50 197V203H51V199H52V197H54V196H49ZM1 199H2V197H0ZM17 198V200H15V199ZM22 198H26V199H22ZM30 198V199H29ZM44 198V197H43ZM46 198L47 199H49L48 198V196L47 197H45L44 198V200H45V204H43V206H45V205H47V207H50L51 205L49 204V201H48V203H47V200H46ZM145 198V199H144ZM228 201H227V200ZM27 200H29V201H27ZM62 201V203L60 202V201ZM28 204H27V203ZM31 202H34L33 204H31ZM52 202H53V200H52ZM7 203V204H6ZM23 203L25 204V205H23ZM29 203H30V205H29ZM43 203V202H42ZM47 203V204H46ZM7 206H6V205ZM27 204V205H26ZM52 204V203H51ZM64 204H65V206H64ZM19 205H21V209H20V211L18 210L17 211V214H16V212H14V210L16 211L17 209H19L20 207H19ZM75 205H76V203H75ZM11 208H10V207ZM15 206H16V209H15ZM22 206H23V209L25 208V206H29L30 207V210H31V215H30V217L29 218H27V214H26V212L28 211V209H29V207H28V209L26 210L25 209V211H23V214L21 213L22 212ZM10 208V210H9V208ZM79 207V206H78ZM6 208H8V212H6L7 214H3V216L4 217H2V213L5 211L4 209H6ZM36 208V207H35ZM88 208H90V207H88ZM49 210V209H48ZM6 211H7V209H6ZM38 211H39V208H38ZM62 211H63V213H62ZM25 212V213H24ZM44 213H46L45 211H43ZM89 212V211H88ZM18 213H20V214H18ZM28 213V212H27ZM22 214V215H21ZM73 214H76V213H74L73 212ZM39 216V217H35V216ZM48 215V216H49ZM28 216H29V214H28ZM54 216V217H53ZM75 216V215H74ZM189 216V215H188ZM188 216L186 217V216H184L183 218L185 219V218H188ZM36 218V219H35ZM54 218V219H53ZM74 218V219H73ZM193 218V217H192ZM191 218V215H190V217L188 218V220H190V219H192ZM44 219H45V221H44ZM76 219L78 220L79 219V222H80V224H79V222L78 221H76ZM111 219V220H112ZM39 220L41 221L40 223H39ZM52 220H54V221H52ZM105 220H106V223L107 224H105ZM130 220V219H129ZM129 220H127V229H126V239H125V243H124V247H126L127 246V248H125L126 250L129 248V246H130V243H131V239H132V234H133V229H132V220H133V217H131V221H129ZM36 221V222H35ZM74 221V223H77V224H73L72 222ZM76 221V222H75ZM120 221V220H119ZM35 222V223H34ZM44 222V223H43ZM45 222L47 223V224H45ZM14 223V224H13ZM28 225H27V224ZM30 223H34L35 224V226H32L33 224H30ZM36 223H39L38 225L36 224ZM42 223H43V225H45V228L46 229H48V226H49V224H50V228L48 229V230H46V231H50V229H51V231H53V228L55 229V227H57L58 226V224H59V226L56 228V231L53 233V234H56V235H59L60 237L58 238V236H56L55 235V237H57L56 239H54V238H52V237H54L53 236V234L50 236V235H48V236H46L48 233H50V232H46L43 228H44V226H43V228L41 227L42 226ZM52 223V224H51ZM73 224V225H70V224ZM93 223H96V222H93ZM92 223V224H93ZM24 224H26L27 226H30V228H28V229H30V231L29 230H25L24 231V227H23V225ZM103 224H105V227L107 228L108 227V229H106L105 227H103ZM51 225L52 226H54V227H51ZM57 225V226H56ZM66 225V226H65ZM80 225V226H79ZM96 225V224H95ZM94 225V226H95ZM107 225H109V226H107ZM26 226V227H27ZM37 226H38V231H37ZM62 226V227H61ZM71 226L73 227H76V228H72L73 230L71 231ZM23 227V228H22ZM25 227V228H26ZM32 227V228H31ZM35 227H36V230H34L35 229ZM77 227H79V228H77ZM86 228V225H85V223H84V226H83V228ZM42 228V229H41ZM82 228V229H83ZM101 228H105L106 230H103L102 231V229ZM23 229V230H22ZM57 229H59L58 231H57ZM75 229H77L78 231H81V233L79 234L78 233V237H76V235L77 234H73V233H75L74 231H77V230H75ZM101 229V230H100ZM130 229V230H129ZM22 230V231H21ZM31 230H32V232H31ZM44 231V232H46V235H44L45 233L44 232H42V231ZM100 230V231H99ZM20 231H21V233H20ZM26 231H28V232H30V234L32 233V234H34V232L36 231V232H38V233H36L35 232V234L37 235L38 234V236H40L39 238H37L38 236H36L35 234L32 236H30V234H29V237L31 238V240H32V238L34 239L33 241H31V243L29 242L28 244H32V243H35L36 244V246H38L37 245V241H38V239H39V241L41 242V244H39L40 245V247L37 249V248H34V246H33V248L32 247H30L29 246V250L27 249L28 248V244H26L27 243V241H29V237H28V234H27V232ZM34 231V232H33ZM41 231V232H40ZM64 231V232H63ZM77 231V232H78ZM99 231V232H98ZM103 232V233H100V232ZM129 231H130V233H129ZM23 232H26L25 234H24V236H22L23 235ZM58 232V233H57ZM128 232V233H127ZM19 233L21 234L20 235V240H19V238H17L16 239V237H19V236H17V235H19ZM39 233H40V235H39ZM44 233V234H43ZM52 233V232H51ZM100 233V234H99ZM132 233V234H131ZM11 234H14V237H15V239H14V237H12V236H10ZM16 234V235H15ZM41 234H42V236H41ZM27 235V240L26 241H24L25 242V245L27 246H23V240L22 239H24V237ZM44 235V236H43ZM75 236V237H73V236ZM81 235V236H80ZM130 237H129V236ZM67 236V235H66ZM73 238H75V240L74 239H72V237ZM98 236V237H97ZM12 237V238H11ZM43 237V238H42ZM47 237H48V239H47ZM63 237V236H62ZM128 237V238H127ZM44 239L45 238V240H42V239ZM35 239H37V240H35ZM47 239V240H46ZM53 240V242H52V240ZM108 239V238H107ZM127 239H129L128 241H127ZM11 240H17V241H20L19 242V244L16 246L15 244H14V242H12L11 244L12 245H14V246H11V247H14V249L13 248H11V249H13V251L12 250H10V252L9 251H6V248H9V247H7V246H5V245H11L10 244V242H11ZM25 240V239H24ZM66 240V239H65ZM72 240H74V241H72ZM38 241V242H39ZM43 241V242H42ZM51 241V242H50ZM82 241V240H81ZM45 242V243H44ZM55 242V243H54ZM80 242V243H79ZM86 242V243H85ZM109 242V241H108ZM127 242H128V244H127ZM20 243H22V246H20L21 244ZM53 245H52V244ZM105 243V242H104ZM103 243V244H104ZM5 244V245H4ZM51 244V245H50ZM2 245H4V248H2L3 246ZM43 245V246H44ZM67 245H68V247H67ZM99 245V246H100ZM129 245V246H128ZM35 246V247H36ZM52 246V247H51ZM6 247V248H5ZM75 247V248H74ZM17 248L20 250V253L19 252H17ZM25 248V249H24ZM43 248H45V249H43ZM51 248V249H50ZM72 250H71V249ZM83 248V249H82ZM10 249V248H9ZM22 249H24V250H22ZM18 250V251H19ZM4 251H5V253L7 254V255H4L5 253H4ZM30 251V252H29ZM40 251V250H39ZM52 251H54V249L52 250ZM52 251H51V253H52ZM85 251V252H84ZM10 254H9V253ZM12 252V253H11ZM35 253V254H36ZM40 253H43L42 251H40ZM77 253H79L78 251H76L75 252V254L73 255V256H75ZM85 253V254H84ZM34 254V255H35ZM39 254V253H38ZM48 257H49V259H46V255H44L45 256V259L42 257L41 258V254H40V258L43 260V263L45 262L44 260H46V262L45 263H47V261L48 260H50L51 258L50 257H53V254H54V252L52 253V256L50 255V252H48ZM80 254V253H79ZM26 255H24L22 258H23V260L22 261H24V258H25V260H26ZM33 255V259L31 258V261L29 262L30 264H33L34 262L32 261V260H36V256H38V255H36V256H34ZM43 255V254H42ZM78 255V254H77ZM5 256H9V258L8 257H5ZM20 256V257H19ZM80 256H82L81 254H80ZM80 256L78 257V260H75V259H77V256H75L74 258L72 257V259H70V260H72V262H71V264H75V261L77 262L78 261V263H80ZM5 257V258H4ZM32 257V256H31ZM63 259L64 257H63V253L58 257V259L60 260L61 258ZM17 258V259H18ZM22 258H20L19 260V262L18 263H22L21 262V259ZM28 258V257H27ZM39 258V259H40ZM83 258V259H82ZM86 258V257H85ZM54 259V258H53ZM28 260V259H27ZM30 260V259H29ZM52 260V259H51ZM50 260V263H52V261ZM59 260H58V262H59ZM75 260V261H74ZM81 260L82 261H84L85 259H84V256L83 257H81ZM54 261V260H53ZM56 261V264L58 263L57 262V260H55ZM54 261V262H55ZM61 261V260H60ZM81 261V262H82ZM4 262H6V263H4ZM25 262H28V261H25ZM24 262V263H25ZM31 262H33V263H31ZM38 262V264L39 263H41V261L40 260H36V263ZM49 262V261H48ZM53 262V263H54ZM24 263H22V264H24ZM42 263V264H43ZM44 263V264H45ZM50 263H47V264H50ZM52 263V264H53ZM172 263V262H171ZM7 264H9V262L7 263ZM27 264V263H26ZM166 264H168V262H166ZM170 264V263H169Z\"/></svg>",
  "mask_w": 264,
  "mask_h": 264
}]
</instances>
